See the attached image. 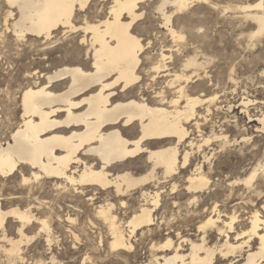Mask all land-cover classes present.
Instances as JSON below:
<instances>
[{"label": "bare ground", "instance_id": "bare-ground-1", "mask_svg": "<svg viewBox=\"0 0 264 264\" xmlns=\"http://www.w3.org/2000/svg\"><path fill=\"white\" fill-rule=\"evenodd\" d=\"M2 1L6 3V0ZM26 2L27 0H13L3 14L5 20H11L13 29L18 23L29 26L43 23L53 14L54 10L46 7L17 6ZM103 2L104 0H101L102 7ZM195 2L210 4L212 0L207 2L195 0ZM195 2L190 3V6ZM256 3H259V0L252 4L246 2L237 6V9L242 11L244 19L255 24V29L252 28L253 31L249 34L251 38L253 33L261 30L260 18L264 15L260 9L249 7ZM180 4L181 0H169L171 10L166 14L170 21L174 14L190 7H181ZM161 19L163 24V18ZM8 27V24L3 25V29ZM171 32H176L177 36L173 37ZM166 33L170 36L171 45H165L160 49L162 55L169 57L167 63L163 65L168 75H162V78L167 84L169 81L175 82L176 76L184 77L181 84L184 88V103L191 101L196 118L183 121L182 126L191 133V125L193 127L199 125L197 138L192 140L187 137L181 138L179 135L180 128L177 125L181 122L177 114L184 113V108L171 103L172 99L179 95L178 93L173 94L171 90H164L163 97H159L153 91L155 85L148 83L147 80L143 85L147 95H143L137 89L140 95L138 100L130 92H117L115 88L110 87L118 79L113 73L126 69L117 65L109 71L104 63L97 62L96 53L90 56L87 49L84 52L85 58H81L79 53H76L74 58L70 57L64 49L63 55L55 58L48 67L31 69V63V65L22 64L20 67L23 71L19 73V70L13 76L15 60L5 55L11 48L7 43V45L2 43L4 44L2 48L6 49V52L3 56L0 51V63L5 60L10 71L2 79L3 86L8 91L0 94V101L5 100L10 104L5 109L0 108V173L7 171L10 178L0 177L6 182L17 174L27 175L35 171L36 175H43V178L31 186H25L19 180L18 186H23L19 192H7L3 186H0V214L10 211L16 213L15 216L0 215V222L7 226L0 228V264H32L29 262L32 258L27 257L24 243L41 236L44 237V252L49 257L36 258L33 264H41V262L64 264L58 259V255L62 253L56 255L54 252V244L58 240L52 227L53 222L59 224L60 228H55L64 235L65 239H70L71 249L77 248L76 245L80 244L81 240L74 239L69 233V227L76 235H85L86 239L96 235L100 246H105L108 251L116 254L130 253L134 249L132 237L140 236L144 241H148V259L142 264H217L218 260L225 258L219 254L221 251L232 255L229 264H233V260L235 264L249 260L252 264H264L258 236L253 238L254 243L250 242L244 247H237L238 244L244 243L243 239L239 242L236 240V236L240 235V229L245 232L249 230L244 227L245 221L249 223V227L251 226V214L248 212L249 205L246 201L250 200L254 206L259 200L258 194L264 191V187H261L264 181L259 175V169L264 166V154L258 155L255 149L256 143L250 146L244 142L245 135L251 136L245 125L242 126V132L233 136H229L228 130H224L222 125L217 130L211 127L209 132L204 131L203 122L207 113L211 111V105L219 109L218 92L210 96L201 91L196 93V90L206 85L205 64L210 57L205 51H198L196 48L185 52L186 47L181 44L185 41V37L183 40L179 39V36L184 35L177 31L174 25L171 31L166 29ZM47 51L48 49H43L35 40H29L25 55L16 57L21 61L30 54L35 55L39 60H44L47 59ZM89 60L91 64L88 63ZM174 60L179 61L178 67L174 65ZM49 68H51L50 72ZM29 69L33 73L40 74L29 84L28 91L33 94V98H30L31 114L25 120L24 97L22 94L18 95L17 90L21 88V80L24 83L31 80L30 77L25 79L23 76V73ZM213 96L218 98L214 103L211 102ZM242 99L240 103L243 111L246 116L256 117L250 122L255 120L258 122L255 125L258 131L259 128L264 127L259 123L260 119L264 118V111L259 115H252L249 106L254 99L247 96ZM149 100L152 102L149 103ZM245 100L251 103H244ZM226 106L228 111L232 110L230 101ZM133 132H139L140 135L133 137ZM140 136L144 137L141 141L143 150L127 147V141L131 140L135 143ZM201 136L203 140H200ZM218 137H227V140L221 142ZM209 140L211 143H204ZM237 140L240 141L239 144L233 143ZM84 143H87L85 151L77 152ZM236 150L239 153V156L236 155L239 161L230 167L229 158ZM130 151H135L136 154L130 156L128 155ZM245 151L252 158L256 157L255 161L247 166L242 165L246 158ZM218 153L219 158L221 155L224 157L221 162L223 167L214 170V158ZM184 155L188 157V165L184 164ZM110 156L111 160H109ZM143 157L141 167L133 165L134 159ZM192 160L194 165L189 168ZM76 161L87 165V168H81ZM177 163L179 167L175 172H171ZM61 168L64 171L63 178L51 176ZM249 168L251 171L248 175L252 172L258 173L253 190L256 199H253V194L247 185L233 184L228 180V177L233 176L234 173H243ZM165 173L170 174L166 177ZM214 176L219 183V187L215 189L213 188L216 186L215 180H211ZM81 178L85 179L84 184L79 185L78 188L69 187L72 179L79 181ZM234 179L240 180L246 177L236 175ZM204 180L211 183L202 187ZM225 181H228L227 184ZM223 183L226 184L224 187H222ZM58 184L63 185L67 190H61L57 187ZM44 185L50 189L49 192L41 190ZM172 185L177 187V192H172ZM189 187L192 188V192L188 191ZM53 192L54 197L44 198V195ZM157 192L160 193L159 197L156 196ZM40 194H43V197H40ZM135 194H138L137 202L133 198ZM203 194H206V197L201 199ZM165 195L171 196L172 204L168 209L170 214L157 217V211H160L165 204L161 202ZM122 197L124 199H121ZM153 200H156V204H153ZM189 200L196 202L189 205L187 203ZM6 203L12 206L6 209L4 208ZM117 203L118 206L103 217L98 216L93 219L88 215L89 210L96 212L102 206L107 208L108 204ZM124 205L128 207L125 208ZM210 205L216 207L215 212ZM175 209L177 212H174ZM205 209L208 211L205 212ZM181 212H183L182 216ZM234 213L236 223L228 228ZM145 214L153 223H144ZM69 217L76 220L77 225H69ZM208 219L214 220L216 226L201 231L200 225L207 223ZM97 220L100 222L97 223ZM42 221H46L47 224ZM194 221H196L195 228L192 231L191 226L194 224L191 222ZM89 222L95 227L86 228L85 225ZM11 225L16 226L15 232L11 230ZM161 227L164 230L163 234H160ZM233 230L235 235L232 234ZM156 237H162L163 240L156 242L154 241ZM125 239L129 248L113 249L114 242L123 243ZM50 240L53 242L49 243ZM169 241L172 242L171 245L165 247L164 245ZM85 258L88 264H94L95 259L87 251L81 256L79 264H85ZM72 262L76 264L75 260Z\"/></svg>", "mask_w": 264, "mask_h": 264}, {"label": "snow or ice", "instance_id": "snow-or-ice-1", "mask_svg": "<svg viewBox=\"0 0 264 264\" xmlns=\"http://www.w3.org/2000/svg\"><path fill=\"white\" fill-rule=\"evenodd\" d=\"M12 2L13 0H6L4 7L7 8ZM192 2H195V0H181L180 6L188 7ZM17 6L21 8L41 6L54 11L43 23H34L31 26L18 23L15 29L11 27V20H5L3 16H0V28H2L4 24L9 25L8 28L0 30V43L7 40L12 44L16 49L14 53L15 56L23 57L25 55L29 40H35L43 49H66L68 55L73 58L77 52L82 58L86 49L90 56L96 53L97 62L104 63L109 71H112L117 65L122 69H126V71L113 73L118 79H116L110 87L115 88L117 92H130L132 96L138 100L140 99V95L137 93V89H139L140 93L143 95H147L143 90V85L145 80H147L148 83L155 85L153 91H155L159 97H163L164 90H171L173 94L178 93L179 95L173 98L171 103L177 107L184 108V113L177 114L181 122L177 125L180 128L179 135L181 138L187 137L189 140L196 138L199 125H195L191 133L182 126L183 121H191L196 118L194 115V106L191 101L189 103H184V88L181 87L184 77L176 76L175 82L169 81L167 84L164 83L162 78V75H168L167 69H165L163 65L167 63L169 57L162 55L160 52L161 36L156 35V33L161 32V28L169 29V31L173 28L174 21H170L166 14L167 11L171 10L169 7V0H143V2L142 0H104L102 10L100 11H98L101 7L99 0H47V3H45V0H27L26 3H20ZM249 7H254L264 12V0H259V3L249 5ZM141 9H144V11H140ZM9 15L11 14L9 13ZM153 16L157 18L155 21L152 20ZM105 17H107V19H105ZM161 17L164 23L160 27H157ZM260 20L261 30L258 33H253V38L256 35L264 37V15L261 16ZM197 31L203 33L205 29L199 28ZM171 34L173 37L177 36L176 32H171ZM179 39L183 40L184 36H179ZM69 45H71V47H69ZM33 47H35V44ZM154 48L157 49L155 53L153 52ZM88 63L91 64V60H89ZM207 63H211V60L207 61ZM207 63L205 64L206 68ZM259 67L264 69V63H261ZM48 71L50 72L51 68H49ZM231 73L232 75H229L226 69L224 79L231 80L232 84H237L242 87V85H239V79H233V77H239V62L231 66ZM39 74L40 73H33L31 69L23 73L25 79L30 77L31 80H29L28 83H24V81L21 80V88L17 90V94H22L24 97L25 120H27L28 115L31 114L30 98H33V94L28 91L29 84L32 80H35ZM255 74L258 75L261 80H264V71L257 69ZM50 79L49 77V80ZM3 84L4 81L0 80V94L8 91ZM219 86L220 85L217 87ZM228 87L231 88V85H228ZM217 100L218 98L216 96L211 97V102L214 103ZM151 102L152 101L149 100V103ZM244 103L251 102L245 100ZM260 107L264 108V102L260 103ZM16 115L18 117L19 113ZM254 119H256V117L249 115L245 118V122ZM259 123L264 125V118H261ZM258 132L262 138L261 147H264V127L259 128ZM139 135V132L132 133L133 137ZM217 139L223 142L227 140V137H218ZM143 140V136H140V139L136 140L135 143L129 140L127 141V147L130 149L143 150L141 148V141ZM200 140H203L202 136ZM197 142H199V140ZM244 142L251 146L255 143V140L251 136L245 135ZM204 143H211V141H204ZM233 143L239 144L240 141L237 140ZM86 148L87 143H84L77 149V152H83ZM135 154V151L128 152L130 156ZM111 159L112 157L110 156L109 160ZM76 163L80 164L81 168H87V165L80 161H76ZM184 164L188 165L187 155H184ZM73 167H75V164H73ZM177 167H179L178 163L173 166L171 172H175ZM33 168L35 169L34 166ZM249 171H251L250 168L243 173H234L233 176L228 177V180H231L233 184H240L241 186L247 185L248 189L253 194V199H256V194L253 190L258 173L252 172L251 175H248ZM169 174L170 173H165V176L167 177ZM236 175H242L246 177V179H234ZM259 175L261 180L264 181V166L259 169ZM0 176L9 177V174L6 171L0 173ZM51 176H60L63 178L64 171L61 168V170L56 171L54 174H51ZM42 178L43 175H36L35 171H31L27 175L20 174L17 177L25 186H31L35 182L41 181ZM85 182L84 178H81L79 181L72 179L69 182V187L76 186L78 188L79 185ZM227 182L228 181H225L226 184ZM209 183L211 182L207 180L202 181V187ZM57 187L61 190H67L60 184H58ZM261 187H264V184H261ZM171 190L172 192H177V187L172 185ZM188 191L192 192V188L189 187ZM156 196L159 197L160 193L157 192ZM258 196L259 200L254 206L250 200L246 201L249 205L248 212L251 214V226L249 227V223L245 221L244 227L249 228V230L245 232L243 229H240V235L236 236V240L239 242L243 239L244 243L238 244L237 247H244L250 242L254 243L253 238L258 236L261 255L264 256V234H260L264 233V191H261ZM121 199L124 198L122 197ZM195 202L194 200H189L187 203L190 205ZM153 204H156V200H153ZM117 206L118 203L108 204L107 208L102 206L96 212L89 210L88 215L93 219L98 216L103 217ZM124 207L127 208L128 205H124ZM177 207H180V205H177ZM210 208L213 212L216 211V207L210 205ZM207 211L208 209H205V212ZM61 214L63 215V213ZM0 215L15 216L16 213L15 211H10ZM173 219H175V217H173ZM99 222L100 221L97 220V223ZM42 223H45V225L47 224L46 221H42ZM77 223L78 222L71 217L68 218L69 225H77ZM144 223L151 224L153 221L147 219L145 214ZM234 223H236L235 213L232 221H230L227 227L231 228ZM89 226L95 227L94 225H90V222L86 223L85 227L87 228ZM215 226L216 222L212 219H208L207 223L200 225V229L204 231L209 227ZM4 227L7 226L0 222V228ZM11 230L15 232L16 226L11 225ZM49 231L51 230L49 229ZM21 232H23V229H21ZM69 233L72 234L77 241H80L82 238L73 233L71 227H69ZM232 234L235 235V230H233ZM52 242L51 240L49 241V243ZM171 243L172 242L169 241L168 244L164 246L168 247ZM117 248H129L127 239H125L123 243L114 242L113 249L115 250ZM219 254L225 258L223 260H218L217 264H229V260L233 258L230 253L221 251ZM41 264H43V262H41ZM49 264H51V262H49ZM77 264H79V262H77ZM85 264H88L87 258H85ZM233 264H235L234 260ZM242 264H252V261L242 262Z\"/></svg>", "mask_w": 264, "mask_h": 264}, {"label": "rangeland", "instance_id": "rangeland-1", "mask_svg": "<svg viewBox=\"0 0 264 264\" xmlns=\"http://www.w3.org/2000/svg\"><path fill=\"white\" fill-rule=\"evenodd\" d=\"M246 2L252 4L255 3L256 0H212V3L210 4H199L195 2L193 3L194 5L190 6L188 9L182 11L181 13H176V15L174 14L172 17V21H174L175 29L185 37V41H183L184 43L181 42V44H184L186 47L185 52L186 50L191 51L196 48L198 51H205V53L210 57L209 60H211V63H207V68L205 69V72L207 73V76L204 79L206 85L202 87L203 90L199 88V90H196L197 92L195 91L196 93H200L201 91L207 96L213 95L218 92L217 94L219 96V109H216L213 105H211V111L207 113L206 120L203 122L205 127L204 131L209 132V129H211V127L217 130L219 129V126L222 125V127H224V130H228V135L233 136L235 134H238L239 132H242V126L245 125V128L249 129L251 136L255 140V149L258 151V155H262L264 154V147H261L262 138L259 132L255 129V125H257L258 122L256 120L251 122L250 120H248L247 122H245V118L247 116L245 115L240 103L243 100L242 98L247 96L252 100L254 99L252 104L249 106V110L252 112V115H259L262 111H264V108L260 107V103L264 102V80H261L259 76L255 74L257 69L260 71H264V69L259 67L261 63H264V37L261 36L251 38L249 36V34L255 29V24L250 20H245L242 11L237 9L238 5L245 4ZM99 3L101 5V0H99ZM101 8L102 5L100 9H98V11L102 10ZM5 10L6 8L4 7V3L2 0H0V16L4 17L3 14H5ZM156 19L157 18L155 16L152 17L153 21H155ZM161 25L162 19L160 18L157 27H160ZM199 28H204L205 31L203 33L197 31V29ZM2 29L3 27L0 28V30ZM156 35L161 36L159 50L165 45H171L170 36H168V34L166 33L165 28H161V32L156 33ZM207 41L209 43H207ZM4 43H7L11 50L9 52H6V49L2 48L4 44L2 45V43H0L1 54L4 56V53L6 52L5 55H8L12 57L13 60H15V63L13 64V67L15 68L12 73L13 76L18 73L17 71L20 70L19 73L23 71V69L20 67L22 64L31 63V69L43 66L48 67L55 60V58L61 57L63 55L62 51L64 52L66 50L48 49L46 58H49V61L47 59L39 60L35 55L30 54H28L27 58L19 61L17 58L18 56L16 57L14 55L16 50L12 46V44H10L7 40H5ZM210 43L212 44L210 45ZM69 47H71V45H69ZM156 51L157 49L154 48L153 52L155 53ZM83 57L85 58V56ZM174 61V65L178 67L179 61ZM237 62H239L240 64V74L239 77H235V79H239V85H242V87L238 86L237 84H232V81L230 80L224 79L225 70L227 69L228 74L230 75L231 66L235 65ZM15 65L17 67L19 66L20 68H17ZM9 71L10 69L7 68L5 60H3L0 63V79H4L7 75V72ZM218 85L220 86L217 87ZM228 85H231L232 90H230ZM229 101L232 103V110L228 111L226 105ZM8 104L10 103L6 102L5 100H1L0 108L5 109ZM17 113H19V110ZM236 123L237 126L235 127ZM190 129H193L192 125ZM197 135L198 132L196 133V138ZM248 152H251V150H248ZM236 153H238L237 150L233 151V155L229 158L230 167L232 164V166H234L236 162L239 161L237 157L239 156V153ZM245 154L246 158L243 160L245 163L242 162V165L247 166L248 164L255 161L256 157L252 158V156H250L247 151H245ZM143 159L144 157L142 159H134L135 164L133 163V165L141 167L143 165ZM223 159L224 157L222 155L219 158L218 153V155L214 158V170H218L219 167H223V164L221 163ZM193 160L189 168L194 165ZM18 176L19 174H17L14 178L7 180L6 182L3 181L4 179L2 177H0V186H3L4 190L7 192L21 191V187L23 186H18ZM211 180H215L214 183H216V186L213 187L214 189L219 187L217 177L214 176ZM225 185L226 184L223 183L222 187H224ZM41 190L48 192L50 191V189L47 188V185H44L43 189ZM51 194L44 195V198L49 199L54 197L55 193L53 192ZM40 195L38 196L43 197V194ZM137 195L138 194H135L133 196V198L136 199V202L138 201ZM205 197L206 194H203L201 199ZM170 198L171 196L168 195L162 197L161 202L165 204L163 205V208L160 209V211H157V217H160L161 215L167 216L170 214V211L168 210L172 204ZM5 206L6 207L4 208L7 209L12 205L10 203H6ZM174 212H177V210L175 209ZM182 213L183 212L180 213L181 216L183 215ZM195 222L196 221H194V223L191 222V224H194V226H191L192 231H194ZM52 227H54L55 236L57 237L56 240H58V242L54 244V252L56 253V255H58L57 253H62L61 255H58V259L61 260V262L64 264H73V260H75L77 264L81 256L84 255L86 251L92 256V258L96 260H94V264H142L148 259V241H144L140 236H137L136 238L132 237L134 249L130 253L116 254L115 252L108 251L105 246H100L96 235H94L93 237L91 236L88 239L85 238V235L81 236L82 238L80 244L76 245L77 248L71 249V245L69 243L70 239H65L64 235L60 231H58L57 228H55L59 227V224L57 222H53ZM163 233L164 230L161 227L160 234ZM162 240V237H156L154 241L159 242ZM56 247H58V249ZM24 248L27 257L30 256L32 258L29 260V262H32V264L34 263L36 258L47 259L49 257V255H46V253L44 252V237L42 236L36 238V240H31L28 243L25 242Z\"/></svg>", "mask_w": 264, "mask_h": 264}]
</instances>
